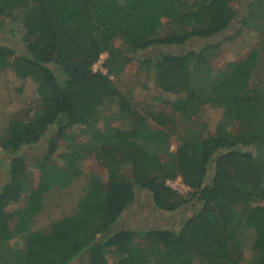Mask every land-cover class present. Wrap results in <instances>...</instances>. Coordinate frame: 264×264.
<instances>
[{
  "label": "trees",
  "instance_id": "trees-1",
  "mask_svg": "<svg viewBox=\"0 0 264 264\" xmlns=\"http://www.w3.org/2000/svg\"><path fill=\"white\" fill-rule=\"evenodd\" d=\"M235 1L245 0H0V17L32 6L26 49L15 55L0 44V76L11 70L32 80L38 94L37 104L16 113L0 139V148L12 152L2 165L0 264H72L83 254L86 264H109L111 248L125 255L122 264H264V205L258 204L264 200V51L255 48L231 61L222 75L209 59L218 43L177 54L167 49L228 30L238 17ZM164 19L194 29H164ZM152 48L162 50L142 63L153 68L161 91L173 95L165 100L168 114L138 111L111 78L135 53ZM104 53L106 72H95ZM208 105L221 108L225 119L212 134L198 119ZM110 106L131 118L130 128H98ZM181 124L187 134L172 150ZM73 126L86 139L70 141L61 165L45 164ZM45 139L41 156L21 153ZM93 156L108 175L90 187L80 210L55 221L49 232L32 230L44 194L70 184L79 162ZM30 167L39 171L36 184ZM177 178L187 194L167 183ZM142 190L160 211L176 212L193 200L196 206L170 228L115 229ZM25 234V251L9 245Z\"/></svg>",
  "mask_w": 264,
  "mask_h": 264
},
{
  "label": "rangeland",
  "instance_id": "rangeland-1",
  "mask_svg": "<svg viewBox=\"0 0 264 264\" xmlns=\"http://www.w3.org/2000/svg\"><path fill=\"white\" fill-rule=\"evenodd\" d=\"M251 1V5H250ZM234 9L238 12V17L225 32L210 38L200 39L193 38L182 46H171L167 49L172 53H179L187 49H198L201 43L210 41L218 43L219 47L215 48L209 54V59L214 69V73L226 75L229 72L228 64L231 61L241 59L248 55L250 51L258 48L264 51V0H245L233 2ZM31 4L28 3L17 9H14L8 15L0 17V44L10 47L15 55L21 54L26 49L25 32L26 16L29 14ZM247 22L243 23V20ZM164 29H177L182 32H191L194 29L192 23H183L178 20H163ZM122 40L117 44L121 45ZM156 49V50H155ZM152 48L140 50L134 55V60L126 67L124 72L119 76H112L113 82L119 86L132 101L135 109L145 111L147 107H153L155 110L164 111L166 114L171 112V108L165 102L173 95L163 93L158 86L153 68L149 71L142 63L144 58L154 56L161 48ZM264 56V54H263ZM107 54L101 55L100 59L94 64L95 72H106L104 67ZM264 64V57L262 58ZM38 102V94L35 85L30 79H18L11 70L5 71L0 76V139L4 135L10 119L18 112L32 109ZM107 108L104 118L99 122L98 128L117 127L128 129L131 127V118L121 117L115 113L114 109ZM199 120L207 123L209 134L214 133L219 121H224L223 111L221 108L213 105L205 107ZM52 133V131H51ZM186 127L181 124L178 131L175 132L172 140V150L176 149L179 140L186 136ZM50 135H48L49 137ZM85 135L80 126L68 128L67 136L58 141L56 152L46 160L45 164H62V154L66 150L71 140H85ZM48 140H43L38 145L22 150L21 153H27L34 158L41 156L46 149ZM12 152L0 148V185L6 175V167L2 166L7 163ZM20 153V152H19ZM6 157V159H2ZM6 165V164H5ZM80 174L74 178L70 184L65 187L53 185L50 190L44 194L42 209L35 215L32 223V230L49 232L55 221L61 220L68 216L75 215L81 206L90 187L97 181H103L108 173L106 168L100 165L96 157H88L81 160L78 164ZM123 173L129 174L127 165H123ZM29 176L35 182L38 181L39 171L30 167ZM177 187L182 193L189 191V188L181 178L174 179ZM196 202L193 200L190 204L183 206L176 212L160 211L154 206L150 192L142 190L137 200L121 215L115 225V229L146 230L147 228H170L180 223V221L194 210ZM258 204L264 205V200H259ZM254 238L252 232L248 234V243ZM27 235H20L12 239L10 246L16 250L25 251L27 248ZM106 257L109 264H122L125 257L122 253L116 252L115 248L108 249ZM87 255L83 254L72 264H86Z\"/></svg>",
  "mask_w": 264,
  "mask_h": 264
},
{
  "label": "built area",
  "instance_id": "built-area-1",
  "mask_svg": "<svg viewBox=\"0 0 264 264\" xmlns=\"http://www.w3.org/2000/svg\"><path fill=\"white\" fill-rule=\"evenodd\" d=\"M167 183H168L171 187H173L174 189H177V187L174 186V183H177L176 180L168 179V180H167Z\"/></svg>",
  "mask_w": 264,
  "mask_h": 264
}]
</instances>
